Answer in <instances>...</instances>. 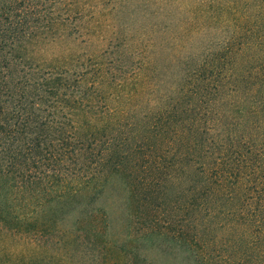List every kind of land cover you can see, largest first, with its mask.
Returning <instances> with one entry per match:
<instances>
[{
    "label": "trees",
    "instance_id": "trees-1",
    "mask_svg": "<svg viewBox=\"0 0 264 264\" xmlns=\"http://www.w3.org/2000/svg\"><path fill=\"white\" fill-rule=\"evenodd\" d=\"M183 184L181 225L135 201ZM0 234L35 242L9 264H264V0H0Z\"/></svg>",
    "mask_w": 264,
    "mask_h": 264
},
{
    "label": "rangeland",
    "instance_id": "rangeland-1",
    "mask_svg": "<svg viewBox=\"0 0 264 264\" xmlns=\"http://www.w3.org/2000/svg\"><path fill=\"white\" fill-rule=\"evenodd\" d=\"M209 35L203 37L202 44L205 43L207 40H209L210 38ZM215 37L217 40L218 36H215ZM100 46H101L100 40L95 39L94 42L89 46H87L86 44H81V45L78 44L75 50L83 51L86 49L89 51H94L95 49H98ZM70 47L71 45L69 44L60 45L57 48L52 47V49H50L49 54L53 55L54 53H60ZM252 53H254V51H250V54H249L250 59H252ZM251 61L252 60H250L249 62L251 63ZM238 63L239 65L242 64L241 59L238 60ZM256 83H257V79H256ZM254 84H255V80H254L253 86ZM136 174H137L136 177H138L139 175V177L141 178L145 175V174L142 175L141 172H137ZM180 176H181V172H180ZM133 179L130 180L128 184L130 183L131 185L135 183L136 181H134ZM126 183L127 182H125V184ZM123 185L124 183L120 184L118 180L115 179L111 183V185H109V187L105 188L106 192L104 196L101 198V200L99 201V205H98V207H101L100 209L108 210V212L111 214V221L113 224L114 231H116L118 234L121 233L122 227H124V224L128 222L127 213L129 211H128V208L126 207V203H127V199H129L130 189L128 188L127 185L126 187ZM137 185L139 184L137 183ZM133 187H135L134 184H133ZM181 187L182 189H173L174 191H134L136 192V195H137L135 198V201L141 202L139 197L142 195L144 198L142 202L144 203L145 208L147 207L146 205H149L150 207L152 205L154 208H157L158 211L161 212L160 215L162 216V218H170V219L177 220V222L180 223L179 225H181V222L184 220V216H185L184 211L186 210V207L189 204L188 201H190L191 199V197H189V194L191 193V191H182L186 187V185L184 184ZM91 194L92 193L90 192L86 194V196H90ZM147 197L149 198V200L147 199V201H149L150 204L146 203ZM141 205L143 204L141 203ZM141 205L139 204L140 209L144 211L145 208L142 207ZM136 206L138 207L137 204ZM163 212L167 213V215L166 214L163 215ZM70 220L71 219H69L66 222L67 225L68 224L70 225L73 222ZM132 221L134 225V230H137V228L140 227L141 225V219L135 217ZM98 222L100 225L102 224L100 219L98 220ZM31 243L33 244L35 242H32L31 240L29 241L28 238L21 240L20 237L12 238V237L4 236L0 234V264L2 263L9 264L11 262H17L19 258L29 256V253L33 252L34 251L33 248L35 247V246H32ZM61 254L63 253L61 252Z\"/></svg>",
    "mask_w": 264,
    "mask_h": 264
}]
</instances>
